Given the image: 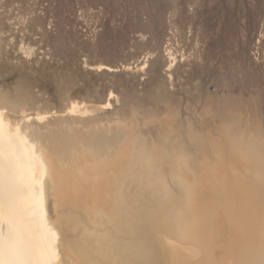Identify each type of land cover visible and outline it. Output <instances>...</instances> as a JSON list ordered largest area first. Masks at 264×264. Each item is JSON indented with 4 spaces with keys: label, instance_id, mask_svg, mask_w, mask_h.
<instances>
[{
    "label": "bare ground",
    "instance_id": "6f19581e",
    "mask_svg": "<svg viewBox=\"0 0 264 264\" xmlns=\"http://www.w3.org/2000/svg\"><path fill=\"white\" fill-rule=\"evenodd\" d=\"M22 41L18 45L31 56L32 43ZM9 42L0 37V225L7 235L11 184L13 218L35 264H262L263 94L211 90L184 106L171 79L189 59L179 63L167 46L143 89L117 94L109 83L102 98L94 81L78 95L73 86L58 87L55 105L22 74L5 76L16 68L1 59L7 45L14 46ZM147 63L143 58L121 71L144 74ZM85 64L91 74L120 71ZM72 68L69 84L79 77ZM154 77L157 85L149 92Z\"/></svg>",
    "mask_w": 264,
    "mask_h": 264
},
{
    "label": "rangeland",
    "instance_id": "374dc122",
    "mask_svg": "<svg viewBox=\"0 0 264 264\" xmlns=\"http://www.w3.org/2000/svg\"><path fill=\"white\" fill-rule=\"evenodd\" d=\"M31 27L39 31L31 32ZM27 35L34 37L27 38ZM0 37L6 42L10 41L8 44L14 41V46L7 45L3 51L6 56L2 58L3 54L1 59L6 63L10 59L8 64L12 63L17 69L11 71L13 76L9 75L10 70L5 71V76L11 79L22 74L21 78L33 84L35 90L47 93V99L50 98L53 104L58 102L57 93H54L58 87L73 86V94L78 95L92 81L97 90L100 88L98 93L104 95L102 98L107 96L106 91L112 86L115 93L118 90L117 94L137 86L143 89L151 80L156 59L164 60L167 46L172 48L179 63L189 59L180 66L181 69L176 70L177 77L174 74L175 77L171 79L174 93L176 96L179 94L180 103L184 106L186 103L193 104L192 100H201L206 91L211 90L230 92L238 87L243 97H249L250 93L251 96L258 93L264 95V0H0ZM22 38L25 47L27 42L29 46L32 43V57L24 54L21 43L18 45ZM39 40L41 43L37 44ZM257 40L260 41L259 45ZM42 41V46L46 45L44 50ZM7 55H11L10 58ZM146 57L148 63L144 66L145 75L121 71V66L134 67ZM85 63H103L115 66L120 71L114 76L91 74L83 68ZM149 63L154 64H150V67ZM73 65L79 77L75 75L69 84L67 81L74 70ZM34 68H38L36 72ZM55 73L61 74L62 77L58 78L64 80L58 81ZM156 79L154 77L149 92L156 88ZM185 83H189L186 85L189 91ZM191 83L197 89L191 91ZM105 85H110V88L107 89ZM186 91L187 95L183 94ZM197 91L198 95L195 94ZM184 100L187 102L183 103ZM106 138L113 137L106 133Z\"/></svg>",
    "mask_w": 264,
    "mask_h": 264
},
{
    "label": "snow or ice",
    "instance_id": "6c2138e0",
    "mask_svg": "<svg viewBox=\"0 0 264 264\" xmlns=\"http://www.w3.org/2000/svg\"><path fill=\"white\" fill-rule=\"evenodd\" d=\"M2 133V128H0ZM3 172V163L0 161V173ZM3 195V180L0 176V196ZM9 197V227L7 235L3 232L0 225V264H35V254L33 248L26 242L24 232L17 226L13 218L15 212L14 193L11 184L8 189ZM3 217V203L0 201V218ZM49 252V258H51ZM264 264V261H262Z\"/></svg>",
    "mask_w": 264,
    "mask_h": 264
}]
</instances>
